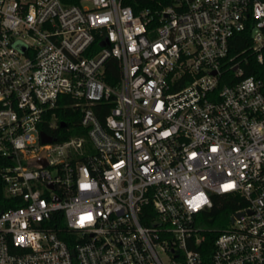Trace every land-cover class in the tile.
Returning a JSON list of instances; mask_svg holds the SVG:
<instances>
[{"label": "built area", "instance_id": "1", "mask_svg": "<svg viewBox=\"0 0 264 264\" xmlns=\"http://www.w3.org/2000/svg\"><path fill=\"white\" fill-rule=\"evenodd\" d=\"M130 1L0 0V264H264V0Z\"/></svg>", "mask_w": 264, "mask_h": 264}, {"label": "trees", "instance_id": "2", "mask_svg": "<svg viewBox=\"0 0 264 264\" xmlns=\"http://www.w3.org/2000/svg\"><path fill=\"white\" fill-rule=\"evenodd\" d=\"M170 3H171V0H132L130 2H127V4L132 6V9L134 10V12H137L141 9H149L151 11H154L156 9H160L162 7L168 6ZM240 36L241 35L236 36L238 39L240 38V40H238V43L234 49V51L236 52L241 51L245 47L244 40H242ZM243 36L247 37V39L249 38V35L245 34ZM108 68L110 69L106 70L105 80L106 82L110 84H114L116 80H118V75H119L117 61L110 60L108 62ZM263 69H264V65H263ZM246 73L247 75H256L259 73V70L249 69ZM56 112H57V115L64 120L67 126H72L74 123L78 121V116L75 115L76 113H73L71 108L64 110V112L61 109L57 110ZM73 115H75V117H73ZM71 135H73L72 130L67 133H63L64 137L71 136ZM57 136H59V134ZM7 207H8L7 201L3 196L2 183L0 181V211L6 209ZM212 214L223 216L226 214V210H223V211L213 210ZM212 224L213 223H209V225H212Z\"/></svg>", "mask_w": 264, "mask_h": 264}, {"label": "water", "instance_id": "3", "mask_svg": "<svg viewBox=\"0 0 264 264\" xmlns=\"http://www.w3.org/2000/svg\"><path fill=\"white\" fill-rule=\"evenodd\" d=\"M63 124H61V126H62ZM40 137H41V140H42V142H50L51 141V138L50 137H48V136H46L45 134H43V133H40ZM42 163V165L44 164L43 162H41Z\"/></svg>", "mask_w": 264, "mask_h": 264}]
</instances>
